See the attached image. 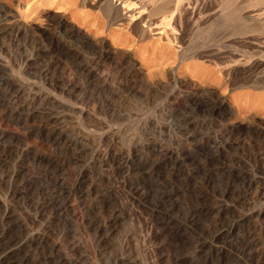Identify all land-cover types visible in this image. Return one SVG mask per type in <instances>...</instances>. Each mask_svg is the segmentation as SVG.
<instances>
[{
  "label": "rangeland",
  "instance_id": "374dc122",
  "mask_svg": "<svg viewBox=\"0 0 264 264\" xmlns=\"http://www.w3.org/2000/svg\"><path fill=\"white\" fill-rule=\"evenodd\" d=\"M103 1L0 0L17 20L5 30L7 18L0 14V70L6 73L0 75V264H264V249L253 260L242 257V230L231 239L213 238L260 206L257 198L249 209L242 204L243 166L233 164L243 154L244 138L256 150L254 135L234 134L236 148H223V131L264 116V93L243 87L249 74L241 67L228 74L213 62L257 57L252 42L264 34L250 24L245 34L246 20L225 24L222 0H193L182 17L168 10L165 20L155 15L151 0H129L128 8V0H115L125 19L113 24ZM144 1L150 2L147 11ZM257 10L264 5L242 15ZM148 15L154 17L150 27ZM140 16L147 17L144 35L133 28ZM59 21L80 29L89 46L70 39ZM105 47L111 57L103 65L98 56ZM95 59L100 66L93 64L92 74L83 70ZM8 77L16 88L4 83ZM220 100L234 108V118L214 113ZM157 145L177 150L181 164L156 155ZM135 148L145 152L146 169L125 166ZM100 150L119 160H101ZM224 204L229 211L221 212ZM203 239L214 242V251H200Z\"/></svg>",
  "mask_w": 264,
  "mask_h": 264
},
{
  "label": "bare ground",
  "instance_id": "6f19581e",
  "mask_svg": "<svg viewBox=\"0 0 264 264\" xmlns=\"http://www.w3.org/2000/svg\"><path fill=\"white\" fill-rule=\"evenodd\" d=\"M120 1V0H119ZM123 2H121V4L123 3L124 5H126V3H127V0H122ZM129 1V0H128ZM139 1V0H138ZM150 1V0H149ZM193 0H151L150 2H151V4L154 6V8L152 9L154 12H156L155 13V15L157 14H159L160 15V13L162 14V16L164 17V20L166 19V18H168L169 17V15L167 14V13H169V11H171L169 14L171 15V13H173V12H175L174 14H176L177 12H179V16L181 15V17H182V15L184 14V13H186L187 11H188V9L190 8V6L192 5V2ZM198 1V0H197ZM256 0H222V2H223V12H225L223 15H222V19L224 20V23L226 24V23H228V22H233V21H241V20H243V23H239V24H244V20H246L245 22H246V24L248 25V24H250V25H253L254 27H255V29H254V31H258V32H260L261 34H264V11H261V10H257L253 15H247V16H243L242 15V13H245V12H242V11H244V10H247V9H249V8H252L253 6H255V7H257V4H261V5H264V0H257L256 2H255ZM114 2H115V0L113 1V0H104L100 5H102V10H103V13H104V15H105V17H106V19H108L110 22V24H111V22H112V24L114 23V21L115 22H122L124 19H125V16L123 17L122 15H121V9L122 8H119V6L117 7L115 4H114ZM130 2V1H129ZM148 2V1H147ZM145 2L144 1V3L142 4V6H141V9H143L144 11H147V10H145V9H147V8H149L148 7V5L147 4H150V2ZM134 3V2H133ZM141 3V2H140ZM130 4V5H129ZM128 5H126L127 7L126 8H128V7H130L131 6V2L129 3ZM124 5H122V6H124ZM121 6V5H120ZM133 6V5H132ZM146 6H147V8H146ZM20 7V6H19ZM125 7V6H124ZM123 7V8H124ZM135 7V6H134ZM137 7V6H136ZM151 7V6H150ZM171 7V8H170ZM152 8V7H151ZM100 9V10H101ZM125 9V8H124ZM9 9H7L5 6H3V7H1L0 8V14H3L7 19H6V21L7 22H5V24H4V27H5V30H10V29H12L13 30V28L14 27H16L17 26V24H16V19H15V16L14 15H11V12L10 11H8ZM137 10V9H136ZM140 10V9H139ZM142 10V11H143ZM151 10V11H152ZM169 10V11H168ZM154 12H150L151 14H153ZM180 12H183V14L181 13L180 14ZM144 13V12H143ZM147 13V12H146ZM149 13V12H148ZM147 13V14H148ZM123 14V13H122ZM173 14V15H174ZM124 15V14H123ZM142 15V14H141ZM150 15V14H149ZM149 15H148V18H150L151 16L153 17V15H151L150 17H149ZM156 15V16H157ZM165 15H167V16H165ZM173 15H171V17H173V18H175ZM176 15H178V14H176ZM246 15V14H245ZM132 16V18L133 17H135L134 16V14L133 15H131ZM155 16V17H156ZM161 16V17H162ZM141 17V16H140ZM147 18V17H146ZM146 18L144 19V16L143 17H141L140 19L138 18V21L136 22V23H134V25H133V28L135 29V30H137V31H139V32H141V34L142 35H144L145 34V32H146V27L145 26H142V25H144V24H142L143 22H144V20H146ZM154 18V17H153ZM158 18V17H157ZM217 18V17H216ZM219 19V18H218ZM5 20V19H4ZM60 20V19H59ZM133 20H134V18H133ZM132 20V21H133ZM150 20H152V18H150L149 19V21ZM171 20H172V18H171ZM3 21V20H2ZM128 21V20H127ZM135 21V20H134ZM173 21V20H172ZM222 21V20H221ZM220 21V22H221ZM248 21H251V23L249 22L248 23ZM169 22V21H168ZM59 23H60V27L62 28V29H64V32H65V34L70 38V39H74V38H77V39H83V44H87L88 45V43H87V41L85 40V39H87V35L85 36H81V34L79 33V32H81V31H77V29L75 30L73 27H71V26H69V23H66V22H63V21H59ZM166 23V22H165ZM253 23V24H252ZM55 24H57V23H55ZM147 24H148V22H147ZM167 24V23H166ZM150 25H152L151 24V21H150V24H149V27H150ZM215 25V24H214ZM228 25V24H227ZM235 25V24H234ZM247 25H246V27H245V31H244V33L246 32V29H251V28H249V26L250 25H248V28H247ZM2 26V25H1ZM58 26V27H59ZM146 26H148V25H146ZM232 25H230V27H231ZM54 27H56V26H54ZM211 27V26H210ZM217 27V26H216ZM148 28V27H147ZM220 28V27H219ZM2 29V28H1ZM16 29V28H15ZM19 29V28H18ZM215 29V28H214ZM4 30V29H3ZM217 30V29H216ZM61 31V30H60ZM174 31V30H173ZM204 31V30H203ZM241 31H243V29H241ZM249 31V30H248ZM2 31H0V33H1ZM42 32V31H41ZM63 32V33H64ZM199 32V31H198ZM215 32V31H214ZM60 33V32H59ZM81 33H83V32H81ZM201 33V32H200ZM247 33V32H246ZM245 33V34H246ZM259 33V34H260ZM8 34V33H7ZM242 34V33H241ZM258 34V35H259ZM260 34V35H261ZM60 35H61V33H60ZM196 35H197V33H196ZM217 35V34H216ZM215 35V36H216ZM219 35V34H218ZM257 35V36H258ZM62 36V35H61ZM198 36V35H197ZM204 36V35H203ZM240 36V35H239ZM242 37V36H241ZM259 37V36H258ZM262 37V36H261ZM261 37H259V38H261ZM263 37H264V35H263ZM262 37V38H263ZM89 38V37H88ZM200 38V37H199ZM240 38V37H239ZM213 39V38H212ZM73 41V40H72ZM214 41V40H213ZM212 41V42H213ZM218 41V40H217ZM75 42V41H74ZM251 42V41H250ZM209 43V42H208ZM207 43V44H208ZM216 43V42H215ZM103 44V43H102ZM252 45L254 46V49H256V51H255V53L257 52V57H255V56H253V55H249L248 54V52H247V54L249 55V56H246L245 58H246V60L245 61H242L241 62V60L239 61V60H235L234 59V55L233 56H228V57H225V58H221L222 60L224 59L225 61L223 62V61H212L213 62V64H214V67H217V68H220L222 71H228L229 73L228 74H233L234 72H235V70H236V68L237 67H241V68H243V71L245 72V74H249L248 75V79L244 82V86L243 87H246L247 89H251V90H253V91H256V93L257 92H262V93H264V39H254V41L252 42ZM89 46V45H88ZM96 46V45H95ZM101 46V45H100ZM103 46V45H102ZM191 46V45H190ZM194 46V45H193ZM210 46V45H209ZM84 47V46H83ZM98 47V46H97ZM208 47V46H207ZM214 47L215 46H213V49H214ZM225 47V46H224ZM206 48V47H205ZM216 48V47H215ZM223 48V47H222ZM58 49V48H57ZM85 49H87V47L85 48ZM95 49V48H94ZM110 48H107V47H105V49H102V51H100V53H99V56H98V59H99V64L101 63V62H103V61H108V59H110V57H111V51L109 50ZM181 49V48H180ZM184 49V48H183ZM182 49V50H183ZM191 49V48H190ZM198 49V48H197ZM208 49V51H209V49L210 48H207ZM219 50H220V48H218ZM218 49H217V51H218ZM61 50V49H60ZM62 50H63V48H62ZM74 50V49H73ZM96 50V49H95ZM98 50V49H97ZM96 50V51H97ZM203 50V49H202ZM206 50V49H205ZM205 50L203 51V52H205ZM48 51V50H47ZM87 51V50H86ZM91 51H92V49H91ZM94 51V50H93ZM95 51V52H96ZM216 51V53H218ZM69 52V55H70V51H68ZM83 52V51H82ZM182 52V51H181ZM180 52V53H181ZM184 52H186V50H184L183 51V53ZM195 52V51H194ZM210 52V51H209ZM211 52H212V50H211ZM221 52V51H220ZM74 53V52H73ZM254 53V52H253ZM81 54V53H80ZM200 54V53H199ZM204 54V53H203ZM214 54V53H213ZM218 54H221V53H218ZM246 54V55H247ZM250 54H252V53H250ZM74 55V54H73ZM78 55V54H77ZM85 56V55H84ZM97 56V55H96ZM182 56H183V54H182ZM181 56V57H182ZM188 56V55H187ZM211 56V55H210ZM213 56H215V55H213ZM72 57V56H71ZM76 57V56H75ZM81 57V56H80ZM95 57V56H94ZM93 57V58H94ZM180 57V56H179ZM194 57V56H193ZM204 57V56H203ZM215 57H217V56H215ZM222 57V56H221ZM32 58V57H31ZM212 58V57H211ZM244 58V57H243ZM244 58V59H245ZM71 59V58H70ZM74 59V58H73ZM72 59V60H73ZM76 59V58H75ZM192 59V58H191ZM195 59V58H194ZM216 58H214L213 57V60H215ZM217 59H219V58H217ZM71 60V61H72ZM78 60V59H77ZM85 60V59H84ZM103 60V61H102ZM83 61V60H82ZM90 61V60H89ZM88 61V62H89ZM95 62H93V63H88L89 65L88 66H86V67H84V66H82L84 69L83 70H86V71H88V72H90L91 74H92V72L93 71H91L90 70V68L93 66V64H95V65H97V67L98 66H100L98 63H96V59L94 60ZM209 61V60H208ZM210 62V61H209ZM76 63V62H75ZM92 64V65H91ZM101 64H103V63H101ZM107 64V63H106ZM128 64V63H127ZM30 65V64H29ZM104 65V64H103ZM78 66V65H77ZM133 66V65H132ZM1 67V66H0ZM31 67V66H30ZM96 67V66H95ZM105 67V66H104ZM134 67V66H133ZM80 69V68H79ZM134 69V68H133ZM95 70V69H94ZM100 70V69H99ZM105 70V69H104ZM4 70L2 69V71L0 70V75H4V74H6L5 72H3ZM257 71V72H256ZM45 72V71H44ZM134 72V71H133ZM221 73V72H220ZM91 74H90V77H91ZM99 74V73H98ZM227 74V75H228ZM87 75V74H86ZM47 76H48V74H47ZM102 76V75H101ZM232 76V75H231ZM11 77V76H10ZM46 77V76H45ZM137 77V76H136ZM175 77V76H174ZM229 77V76H228ZM233 77V76H232ZM1 78H3V76L1 77ZM0 78V79H1ZM101 78V77H100ZM12 79V78H11ZM49 79V78H48ZM3 80V79H2ZM47 80V79H46ZM231 81V80H230ZM17 82H19V81H17ZM4 83L8 86V88H16V86L14 85L16 82L15 81H11L10 79H9V77L8 78H6V79H4ZM53 83V82H52ZM74 84V83H73ZM72 84V85H73ZM52 85V84H51ZM67 85V84H66ZM71 84L69 85V86H67V90L69 91V92H72L73 90H74V88H72L71 86H72ZM59 86V85H58ZM75 86H77L76 84H75ZM232 86L233 87H236V83H235V80H234V82H232ZM231 86V87H232ZM66 87V86H65ZM131 87V86H130ZM78 88V87H77ZM182 88V87H181ZM181 88H179V89H181ZM178 89V90H179ZM233 89H235V88H233ZM9 90V89H8ZM25 90V89H24ZM75 90H76V88H75ZM74 90V91H75ZM129 90V89H128ZM135 90V89H134ZM232 90V89H231ZM20 91V90H19ZM64 91H66V90H64ZM73 91V92H74ZM180 91V90H179ZM183 92H179V94H184L185 92H184V90H182ZM11 92V91H10ZM61 92V91H60ZM60 92H58V93H60ZM67 92V91H66ZM72 92V93H73ZM191 92V91H190ZM64 93V92H63ZM71 93V94H72ZM76 93V92H75ZM189 93V92H188ZM187 93V94H188ZM209 93V92H208ZM24 94V93H23ZM70 94V93H69ZM258 94V93H257ZM8 95V94H7ZM59 95V94H58ZM24 96V95H23ZM61 96V95H60ZM63 96V95H62ZM71 96V95H70ZM73 96V95H72ZM184 96V95H183ZM186 96V95H185ZM37 97V96H36ZM46 97V96H45ZM179 97V96H178ZM182 97V96H181ZM180 97V98H181ZM187 97V96H186ZM209 97V96H208ZM211 97V96H210ZM212 97H214V95H212ZM21 98V97H20ZM25 98V97H24ZM202 98V97H201ZM204 98V97H203ZM218 98V97H217ZM257 98V97H256ZM262 98H263V96H262ZM40 99V98H39ZM189 99V98H188ZM190 99H191V97H190ZM219 99V98H218ZM1 100V99H0ZM215 100V99H214ZM47 101V100H46ZM43 102V101H42ZM49 102V101H48ZM215 102V101H214ZM53 103V102H52ZM55 103V102H54ZM261 103V102H260ZM23 104V103H22ZM32 103H30V105H31ZM38 104V103H37ZM203 104H205V105H207L208 106V104H209V100H205L204 101V103ZM2 105V104H1ZM34 105V104H33ZM41 105H42V103H41ZM44 105V104H43ZM46 106V105H45ZM48 106V105H47ZM214 106V105H213ZM212 106V107H213ZM34 107V106H33ZM31 108H32V106H31ZM34 109V108H33ZM32 109V110H33ZM234 108L233 107H229L228 105H227V102L225 101V100H220V101H218V102H216L215 103V106H214V108H213V111H214V113H216V114H223V115H225V116H227L228 117V119L230 118H234V116H235V114H234V110H233ZM31 110V109H30ZM53 110V109H52ZM54 110H55V108H54ZM48 112V111H47ZM112 114V113H111ZM32 115V114H31ZM49 115V114H48ZM48 115H47V117H48ZM33 116V115H32ZM42 118H44V115L42 114ZM54 116H55V114H54ZM56 116H58V115H56ZM60 116V115H59ZM117 116V115H116ZM30 117V116H29ZM61 117V116H60ZM224 117V116H223ZM254 117V116H253ZM55 118V117H54ZM62 118H64V117H62ZM61 118V119H62ZM116 118V117H115ZM46 119H48V118H46ZM60 119V118H59ZM65 119V118H64ZM229 119V120H230ZM252 119V118H251ZM5 120V119H4ZM9 120V119H8ZM19 120V119H18ZM45 120V119H44ZM49 120H50V118H49ZM52 120H53V118H52ZM63 121V120H62ZM61 121V123H63ZM232 121V120H231ZM249 122H244V123H240V124H235V125H232V124H229V126L227 127V129H225L224 131H223V137H225V139H226V144H225V147H223V148H236L235 147V145H236V143L233 141L232 142V140H231V136H233L234 134H238L239 132H243L244 133V135H245V137L246 136H248V135H251V134H253L254 135V138H255V145L254 146H256L255 147V149L256 150H254L253 149V144H252V140L251 141H249L248 139H246V138H244L245 140L242 142V145H241V148H242V156H241V158H238L237 156H236V158H235V161H236V163H234L233 162V164L235 165V164H237L238 163V165L240 164V166H243V171H242V179H243V182H244V191H243V194L241 195V202H242V204L244 205V207H248V209L254 204L253 203V201L257 198V200L258 199H260V206L258 205V207H257V209L256 208H254V209H252L251 210V214L249 215V216H242V217H240V218H238V220H234V222L232 223V224H229L228 226L229 227H227L226 226V228H225V230H224V227L222 228L223 230H219V232L217 233H215V235H214V241H219V240H226V239H231L233 236H234V234H235V232H237V231H240V230H242V233H244L243 234V238H244V242L242 243V248L243 249H241V251H242V257H244V258H251L252 260H253V258H254V252L255 251H259L260 249H264V116H260V118L258 117V118H256V120H248ZM9 122V121H8ZM21 123V122H20ZM45 123V122H44ZM49 123V122H48ZM55 123V122H54ZM59 123V122H58ZM231 123V122H230ZM3 124V123H2ZM57 124V123H56ZM55 124V125H56ZM64 124V123H63ZM66 124V123H65ZM52 125V124H51ZM100 125V124H99ZM60 126V125H59ZM64 126V128H65V125H63ZM63 126H62V128H63ZM67 126V125H66ZM56 127H57V125H56ZM58 128V127H57ZM56 129V128H55ZM67 129V128H66ZM57 130V129H56ZM65 130V129H64ZM64 130H62L63 132V134H64ZM68 130V129H67ZM54 132H55V130H54ZM52 133V132H51ZM105 135V134H104ZM108 135V134H107ZM117 135V134H116ZM115 135V136H116ZM120 135V134H119ZM196 135V134H195ZM252 135V136H253ZM60 136V135H59ZM118 136V135H117ZM193 136V135H192ZM49 137V136H48ZM100 137V136H99ZM105 137V136H104ZM120 137V136H119ZM191 137V136H190ZM199 137V136H198ZM106 138V137H105ZM121 138V137H120ZM192 138V137H191ZM248 138V137H247ZM100 139H102V136L100 137ZM108 139V138H107ZM106 139V140H107ZM114 139V138H113ZM78 140V139H77ZM223 140V139H222ZM221 140V141H222ZM57 141V140H56ZM69 141V140H68ZM102 141V140H101ZM111 141V140H110ZM114 141V140H113ZM192 141V140H191ZM96 142V141H95ZM99 142H100V140H99ZM108 142V144H109V141H107ZM79 143V142H78ZM83 143V142H82ZM113 143V142H112ZM216 143V142H215ZM76 144H77V142H76ZM103 144H106V142L105 143H103ZM161 144V143H160ZM223 144H224V142H223ZM81 145V144H80ZM89 145V144H88ZM97 145V144H96ZM101 144H99V146H100ZM134 145V144H133ZM162 145V144H161ZM111 146V145H110ZM147 146H149V145H147ZM158 146V145H157ZM156 146V147H157ZM78 147H79V145H78ZM85 147H86V144H85ZM91 147V146H90ZM106 147V146H105ZM113 147V146H112ZM145 147V146H144ZM150 147V146H149ZM194 147V146H193ZM222 147V146H221ZM99 148V147H98ZM109 148V147H108ZM81 149V148H80ZM89 149V148H88ZM96 149V148H95ZM103 149V148H102ZM146 149V148H145ZM79 150V149H78ZM87 149H85V151H86ZM128 150H130V149H128ZM134 150V153H133V157H132V155H131V151H129L128 153L130 154H127V155H129L128 156V158L126 159L127 161H125L126 162V167L127 168H129L130 170H132V168H137V169H146L144 166L145 165H143V163H142V157L141 156H143V155H145L143 152H141L140 150H137L136 148L135 149H133ZM157 151H154V152H156V155H158V156H163L164 158H167V159H169V160H172V159H175V152L177 151H175L174 152V150H172L171 148H168V147H163V146H158L157 147V149H156ZM194 150V149H193ZM224 150V149H223ZM237 150H238V148H237ZM84 151V152H85ZM110 151V150H109ZM236 151V150H235ZM82 152H83V148H82ZM116 152V151H115ZM149 152V151H148ZM147 152V153H148ZM195 152H196V150H195ZM126 153V152H125ZM178 153V152H177ZM180 153V152H179ZM179 153H178V155H179ZM94 154H96V153H94ZM111 153H109V155H108V152H106V153H103V152H101V150L100 151H98L97 152V156L101 159V160H103L104 158H106V157H110V159L113 161V162H116V161H118L119 160V157L116 155L115 156V154L114 155H110ZM120 154V153H119ZM122 154V153H121ZM201 155V154H200ZM126 156V155H125ZM177 156V155H176ZM234 156V155H233ZM122 157V156H121ZM147 157H148V154H147ZM96 158V157H95ZM159 158V157H158ZM161 158V157H160ZM180 158V157H179ZM227 158V157H226ZM78 159V158H77ZM144 159V158H143ZM166 159V160H167ZM187 159V158H186ZM105 160V159H104ZM109 160V159H108ZM162 160V159H161ZM183 160V159H182ZM226 160V159H225ZM80 161V160H79ZM93 161V160H92ZM98 161V160H97ZM145 161V160H144ZM194 161V160H193ZM192 161V162H193ZM253 161V164L251 163ZM105 162V161H104ZM107 162V161H106ZM123 162V161H122ZM188 162V161H187ZM186 162V163H187ZM73 163H77V161H75V162H73ZM110 163V162H109ZM156 163V162H155ZM172 163H173V160H172ZM184 163V162H183ZM185 163V164H186ZM231 163H232V160H231ZM108 164V163H107ZM124 164V163H123ZM174 164L175 165H180L181 164V162H180V160L179 159H175L174 160ZM102 165V164H101ZM106 165V164H105ZM113 165H115V164H113ZM147 165V164H146ZM157 165V164H156ZM124 166V167H125ZM153 166V165H152ZM185 166V165H184ZM183 166V167H184ZM237 166V165H236ZM63 167V166H62ZM182 167V166H181ZM103 168V167H102ZM233 168H235V166L233 167ZM101 169V168H100ZM178 169V168H177ZM152 170V167L150 166L149 167V169H148V171H151ZM155 170V169H154ZM103 172V171H102ZM226 172V171H225ZM236 174V173H235ZM89 175V174H88ZM85 176V175H84ZM227 176V175H226ZM236 176V175H235ZM81 177H83V176H79V178H81ZM98 177V176H97ZM240 177V176H239ZM236 178H238V177H236ZM235 178V179H236ZM63 178H61V180H62ZM58 180V179H57ZM56 180V181H57ZM60 180V179H59ZM13 181V180H12ZM64 181H66V180H64ZM63 181V182H64ZM134 181V180H133ZM242 181V180H241ZM59 182V181H58ZM62 182V183H63ZM61 183V182H60ZM65 183V182H64ZM63 183V184H64ZM77 183V182H76ZM82 183V182H81ZM135 183V182H134ZM56 184H57V182H56ZM62 184V185H63ZM161 184V183H160ZM68 185V184H67ZM86 185V184H85ZM57 186V185H56ZM59 186V185H58ZM83 186V185H82ZM89 186V185H88ZM137 186V185H136ZM243 186V185H242ZM64 187V186H63ZM91 187V186H90ZM220 187V186H219ZM60 188V187H59ZM66 188V187H65ZM68 188V187H67ZM73 188V187H72ZM132 188V187H131ZM134 188V187H133ZM136 188V187H135ZM56 189V188H55ZM92 189V188H91ZM137 189V188H136ZM135 189V190H136ZM22 190V189H21ZM61 190V189H60ZM139 190V189H138ZM11 191H12V189H11ZM56 191V190H55ZM78 191V190H77ZM140 191V190H139ZM16 192V191H15ZM133 192V191H132ZM168 192V191H167ZM228 192V191H227ZM57 193V192H56ZM65 193V192H64ZM72 192L70 191V194H71ZM14 194V193H13ZM16 194H18V192L17 193H15L14 195H16ZM61 194H63V193H60L59 194V196L61 195ZM69 194V193H68ZM129 194V193H128ZM220 194V193H219ZM223 194V193H222ZM225 194H227V193H225ZM231 194V193H230ZM67 195V194H66ZM130 195V194H129ZM166 196V195H165ZM165 196L164 197H162V200L163 199H165ZM57 197V196H56ZM62 197V196H61ZM60 197V198H61ZM167 197V199H168V196H166ZM28 198V197H27ZM58 198V197H57ZM56 199V198H55ZM59 199V198H58ZM57 199V200H58ZM62 199V198H61ZM60 199V200H61ZM70 199H71V197H70ZM159 198H157V200H158ZM161 199V198H160ZM223 199V198H222ZM1 200H2V198H1ZM57 200H56V202H57ZM66 200H67V198H66ZM128 200V199H127ZM3 201V200H2ZM52 201V200H51ZM55 201V200H54ZM71 201V200H70ZM224 201H225V199H224ZM5 202V201H4ZM55 202V203H56ZM58 202H60L59 200H58ZM61 202H62V200H61ZM76 202V201H75ZM162 202V201H161ZM164 203V202H163ZM256 203H258V202H256ZM2 204V203H1ZM4 204V203H3ZM39 204V203H38ZM57 204V203H56ZM64 204H66V203H64ZM71 204V203H70ZM73 204V203H72ZM238 204H240V203H238ZM7 205V204H6ZM48 205V204H47ZM47 205H46V207H47ZM221 205H222V203H221ZM1 206V205H0ZM56 206V205H55ZM73 205H71V207H72ZM163 206V205H162ZM225 204L221 207V212H224V211H229L230 209H229V207H228V205L227 206H225ZM35 207V206H34ZM40 207V206H39ZM41 207H43V206H41ZM40 207V208H41ZM45 207V206H44ZM65 207V206H64ZM63 207V208H64ZM160 207V206H159ZM219 207V206H218ZM6 208V207H5ZM8 208V207H7ZM67 208V207H66ZM158 208V207H157ZM171 208V207H170ZM213 208V207H212ZM216 208V207H215ZM234 208H236V207H234ZM59 209V208H58ZM61 209H62V205H61ZM128 209V208H127ZM163 209V208H162ZM247 209V208H246ZM36 210H37V208H36ZM40 210V209H39ZM203 210V209H202ZM210 210V209H209ZM213 210V209H212ZM7 211V210H6ZM5 211V212H6ZM48 211V210H47ZM58 211V210H57ZM63 211V210H62ZM66 211V210H65ZM160 211V210H159ZM244 211V210H243ZM37 212V211H36ZM43 212V211H42ZM67 212V211H66ZM129 212H131V211H129ZM163 212V211H162ZM231 212L232 213H235L236 212V210L235 209H233L232 208V210H231ZM39 213H40V211H39ZM39 213H37V214H39ZM154 213H155V211H154ZM168 213V212H167ZM170 213V212H169ZM168 213V214H169ZM172 213V212H171ZM188 213V212H187ZM246 213V212H245ZM250 213V212H249ZM60 214H62V213H60ZM155 214H157V212L155 213ZM207 214V213H206ZM221 214V213H220ZM134 215V214H133ZM189 215H191V213L189 214ZM218 215H219V213H218ZM246 215V214H245ZM40 216V215H39ZM169 216V215H168ZM186 217L188 216V215H185ZM192 216H193V214H192ZM195 216H196V214H195ZM229 216V215H228ZM234 216V215H233ZM232 216V217H233ZM170 217V216H169ZM231 217V216H230ZM235 217H237V216H235ZM234 217V218H235ZM135 218H137V217H135ZM216 218V217H215ZM218 218V217H217ZM186 219V218H185ZM189 219H190V217H189ZM224 219V218H223ZM226 220H227V218H225ZM193 220V219H192ZM195 220V219H194ZM170 221V220H169ZM187 221V220H186ZM172 222H173V220H172ZM217 222V221H216ZM225 222V221H224ZM186 223H188V222H186ZM191 223V222H190ZM193 223V222H192ZM228 223V222H227ZM173 224V223H172ZM179 224V223H178ZM218 225H219V223H218ZM226 225V224H225ZM231 225V226H230ZM180 228V227H179ZM173 229V228H172ZM177 231H179V230H177ZM176 232V231H175ZM43 233V232H42ZM177 233V232H176ZM239 233V232H238ZM46 234V233H45ZM180 234V233H179ZM44 235V234H43ZM236 235V234H235ZM196 237V236H195ZM201 237V236H200ZM235 237V236H234ZM34 238V237H33ZM44 238V237H43ZM48 238V237H47ZM238 238V237H237ZM38 239V238H37ZM202 239V238H201ZM36 240V239H35ZM46 240V239H45ZM206 240H208V239H206ZM42 241H43V239H42ZM209 241V240H208ZM243 241V240H242ZM36 242V241H35ZM41 242V241H40ZM211 243L213 242L212 240L210 241ZM209 242V243H210ZM220 242H222V241H220ZM231 242H232V240H231ZM38 243V242H37ZM42 243V242H41ZM48 243V242H47ZM208 242H206V241H204V239H203V243L202 244H200L201 246H200V251H205V249H207V250H210V251H214V246L211 244H209ZM214 243V242H213ZM220 245V244H219ZM54 247V246H53ZM216 248H218V246L216 245ZM260 248V249H259ZM216 250V249H215ZM219 250H223V249H219ZM198 252V251H197ZM223 253V252H222ZM256 253V252H255ZM258 253V252H257ZM241 255V254H240ZM164 256H166V255H164ZM263 256H264V252H263ZM240 258V257H239ZM261 258V257H260ZM260 258H258V259H260ZM241 259V258H240ZM247 259H246V261H247ZM243 260V259H242ZM250 260V259H249ZM221 262H222V260H221ZM238 262V261H237ZM252 262V261H251ZM258 262V261H257ZM71 263H73V262H71ZM179 263V262H178ZM196 263V262H195ZM81 264V263H80ZM253 264H254V262H253Z\"/></svg>",
  "mask_w": 264,
  "mask_h": 264
}]
</instances>
